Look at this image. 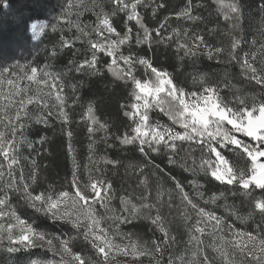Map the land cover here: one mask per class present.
Segmentation results:
<instances>
[{"label":"snow or ice","instance_id":"6c2138e0","mask_svg":"<svg viewBox=\"0 0 264 264\" xmlns=\"http://www.w3.org/2000/svg\"><path fill=\"white\" fill-rule=\"evenodd\" d=\"M60 7L52 31L66 21L75 34L62 33L51 50L45 47L42 65L31 60L0 67V251L25 254V264H264V29L258 47L255 38L254 50L241 47V0H182L178 8L167 0H66ZM201 10H209V17ZM258 11L264 16V0ZM213 14L216 21L208 27ZM161 48L181 62L216 61L224 74L210 79L194 73L188 87L157 62ZM66 49L71 57L63 70H53L47 61ZM233 65L258 92L233 83L227 70ZM80 76L107 81L112 92L128 90L119 103L126 118L120 127L101 118L97 100L82 95ZM157 110L168 122L152 119ZM33 123L60 125L73 167L71 178L59 185L43 175L47 164L40 158L51 153L46 136L29 140ZM74 124L86 128L89 140L83 166ZM98 143L105 153L119 146L133 157L97 158ZM157 158L166 159L167 171ZM121 168L129 182L117 190L109 173ZM173 169L192 177H185L191 192ZM201 175L225 190L209 194ZM241 196L240 208L228 203ZM220 200L227 217L207 207H219ZM25 207L32 215L22 212ZM140 220L159 236L143 240L124 230ZM177 220L188 237L181 255L172 251L177 241L171 225ZM41 221L61 230L49 232ZM77 240L85 247L77 250ZM34 249L52 258H33Z\"/></svg>","mask_w":264,"mask_h":264},{"label":"trees","instance_id":"16d2710c","mask_svg":"<svg viewBox=\"0 0 264 264\" xmlns=\"http://www.w3.org/2000/svg\"><path fill=\"white\" fill-rule=\"evenodd\" d=\"M167 2L170 8H178L181 5L182 0H167ZM208 2L210 3V0H208ZM261 2L262 0H241V3L245 9V19L243 21L242 28L244 30V35L246 38L245 43L241 47L245 51H248L250 49L254 50L251 43L254 38L257 40V45L255 47L259 46L261 30L264 29V16H261L260 12L258 11ZM55 3V0H6L5 5H0V60L2 62L6 61L4 59L8 58L10 55H4V53H7L8 51L7 48L14 46H9L10 44L8 43H10V40L14 39L16 29H18L19 27L22 30L23 35L26 34V30L30 22L45 19V17L52 15L55 12ZM86 3H91V0H86ZM49 9L51 10V14H48ZM201 13L204 16L209 17V10H201ZM89 18L90 13H86L84 17H81V19L85 21ZM71 19L75 20V15L72 16ZM215 21L216 17L213 14L209 18L208 27H211L212 24L215 23ZM149 23H154L153 21H151L150 17ZM59 25L61 24H58V26ZM200 27L203 28L205 27V25L201 24ZM75 32L76 30L74 28L71 30V32H69L67 30L66 23L60 26L59 31L57 30L56 32H48L42 41V51L40 55H37L34 58L36 63L41 64L43 62H46L43 49L47 47L49 50H51L52 45L59 40V34L63 33L65 36H71L75 34ZM70 57L71 53L66 49L55 60H50L47 62L53 64V70H63L64 65L67 63V60ZM156 59L160 65L167 68L170 72H173L178 81L184 83L188 87L192 86V74L194 73L204 74L210 79L220 78L224 74V65L217 64L216 61H210L206 57H201L200 59L196 60L195 63H193L192 61L181 62L178 59L172 57L170 53H166L163 48H161L159 53L157 54ZM227 70L229 74L234 77L233 83L240 86L243 91H246L248 93L259 91L258 85H255L254 83L248 84L247 82L243 81L242 77L239 76L240 69L238 66H229ZM78 79L84 81V87L81 89L82 95H84L86 99H94L98 101V109L101 118L108 119L109 123L115 124L116 127H120V125L126 120V118L123 117L122 113L118 112L119 103L128 96V90L117 89L115 92H112L110 88L106 90L107 81H101L95 77L88 78L80 76L78 77ZM110 80L111 77H108V81ZM225 94L227 96L226 90ZM152 119H160L163 122H168L167 117H164L162 114H158V110L157 112H154L152 114ZM73 128L75 129L73 140L74 147L77 153V161L81 164V166H83V164L88 162L87 145L89 143V140L87 137V131L83 126L77 127L75 124L73 125ZM37 129L38 133L32 136L30 141L36 140L41 135L46 136L47 143L44 146L49 148L51 153L50 155L44 154L40 158L39 162L41 165H44L45 163L47 164V168L44 169L43 175L47 183H55L59 185L65 180V178H71L72 165V160L67 155L66 141L61 134L60 125L55 124L54 128L38 126ZM113 131H115V128H113ZM121 131H123L122 128ZM100 135H102V133L97 134L98 137ZM96 148L97 158L99 155L107 154L113 159H123L125 160V162H127L133 157V154L131 152H121L119 146L113 149H108L106 153L103 143H98ZM156 163H158L160 165V168L164 169L165 171H167L169 168L166 159L157 158ZM99 166L103 167V164L101 163ZM172 171L178 179L185 183L186 190L191 192V189L187 187V181L185 180V177H187L188 179H191L192 177L188 173L181 174L180 170L178 169H173ZM109 178L113 181L114 186L117 190H120L122 188V185L127 186V183L129 182L123 168H121L119 172L115 174L110 172ZM199 180L200 183L204 184L209 194H211V192H219L225 190V186L220 185L210 177L206 178L201 175L199 177ZM241 199H243L242 196L236 200H233L230 197L228 199V203H235L236 207L240 208ZM114 203L115 205H119V202L117 201H115ZM218 204L220 205L219 207H217L216 205H208L207 207L217 211L218 214L225 215L227 217L228 213L225 212L223 207L224 201L220 200L218 201ZM244 211L246 212V209ZM233 219L234 218H230L229 222H232ZM247 223L251 224V221H248ZM236 224L241 227L244 226L241 221H236ZM182 226L183 225L181 222H179V220L171 225V227L173 228L172 230L180 229L179 231H182ZM252 227H255V225H252ZM124 229L127 232L134 233L136 236H139L143 240H150L154 237V235L159 236V233L155 232L151 225L143 220L134 221L131 224L125 225ZM166 258L167 257H165V259Z\"/></svg>","mask_w":264,"mask_h":264},{"label":"rangeland","instance_id":"374dc122","mask_svg":"<svg viewBox=\"0 0 264 264\" xmlns=\"http://www.w3.org/2000/svg\"><path fill=\"white\" fill-rule=\"evenodd\" d=\"M55 1H56V3H55L56 5L54 4V6H55L54 9H56V10H54L55 12L52 15L45 17V19L35 20V21L30 22V24L27 27L26 34L23 35L22 30L19 27H18V29H16V32H15L16 34H15L14 39L10 40V43H8V44H10L9 46H13V45L14 46L7 48L8 51H7V53H4V55L5 54H8V55L10 54V55L8 58L4 59L6 61L3 60L4 62H2L0 60L2 62V63L0 62V67H4V66H7V65H9L11 63H15V62L26 63L28 61L34 60V58L37 55H40V53L42 51V48H41L42 41L45 38L46 34L48 32L52 31L51 25L57 24L56 17H58L60 15V12H61L60 5L62 3H66V0H55ZM74 2H75V0H74ZM50 12H51V10L49 9L48 14ZM71 18L72 17H70V19ZM65 23H66V21H60V23H58V24H61L58 26V31H59L60 26H62ZM33 24L36 26L35 31L30 28V25H33ZM46 26H48V27H46ZM41 29H43V30H41ZM36 31H40V35L36 36V38L33 39V36L36 34ZM59 35H61V34H59ZM44 63L45 62L41 63V65ZM60 70H62V69H59L56 71H60ZM71 82L75 83V81H71ZM38 126H42V125L35 124V123H33L31 125V127L28 131L29 140L31 139L32 136H34L38 133V129H37ZM28 151L29 150L27 149V147H25L23 149V152L25 155L28 154ZM72 167H73V164L71 165V172H72ZM116 201L119 202L118 200H116ZM116 206H118V205H116ZM30 211L32 213L31 209L26 208V207L22 208V212L26 215H32L30 213ZM40 223H42L44 228L49 232H59L61 230L59 225H52L50 222H47V221H41ZM179 230L180 229L172 230V233L176 236V241H177L176 245L173 246L172 251L176 255H181L184 253L185 247H186V241L188 239L185 228L182 226V231H179ZM82 247H85V245L80 240H77L75 242V248L77 250H79ZM32 251L34 254L33 258H36V257L52 258L51 253L45 252L43 250L34 249ZM27 259H28V257L23 253H17V254L9 255L6 252L0 251V264H25ZM146 264H147V262H146Z\"/></svg>","mask_w":264,"mask_h":264}]
</instances>
